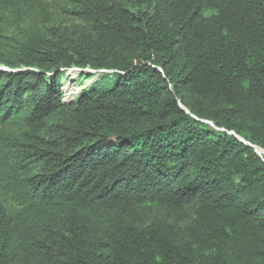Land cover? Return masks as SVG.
<instances>
[{"label":"trees","instance_id":"trees-1","mask_svg":"<svg viewBox=\"0 0 264 264\" xmlns=\"http://www.w3.org/2000/svg\"><path fill=\"white\" fill-rule=\"evenodd\" d=\"M0 67V264H264V0H0Z\"/></svg>","mask_w":264,"mask_h":264},{"label":"bare ground","instance_id":"bare-ground-1","mask_svg":"<svg viewBox=\"0 0 264 264\" xmlns=\"http://www.w3.org/2000/svg\"><path fill=\"white\" fill-rule=\"evenodd\" d=\"M2 68H3V71H6V72H9L10 71V69H8V68L1 67V69ZM86 70H89L88 72H90V73L98 74V72H94V71H92L90 69H86ZM80 72L87 73V71H82V70L80 71L78 68H74V69L68 71V74H69L68 76H70V77L71 76L73 77L75 75L78 76L80 74ZM68 80H69V78H68ZM82 89H83L82 86L71 85L70 83H66L65 86H64V88H63L64 98L65 99H71L72 97L77 96L82 91ZM256 150L261 153V151L259 149L256 148Z\"/></svg>","mask_w":264,"mask_h":264},{"label":"rangeland","instance_id":"rangeland-1","mask_svg":"<svg viewBox=\"0 0 264 264\" xmlns=\"http://www.w3.org/2000/svg\"><path fill=\"white\" fill-rule=\"evenodd\" d=\"M53 23H55L56 24V26L58 25V24H62V25H65L67 22H66V18L63 16V14H58V16H56V18L54 19V21L53 22H51V23H49L47 26H51ZM65 23V24H64ZM72 69H74V67H72V68H70V69H68L66 72H65V74H66V76H67V78H70V80H71V82H75V81H81V82H83L84 83V85H86L87 83H88V81L87 80H85V76L83 75H81V76H78L77 78H76V76L77 75H75V76H68L69 74H68V71L69 70H72ZM79 69V68H78ZM87 69V68H86ZM86 69H79L80 71L82 70V71H89V70H86ZM81 73V72H80ZM85 73V72H84ZM90 73V72H89ZM93 74V73H92Z\"/></svg>","mask_w":264,"mask_h":264},{"label":"water","instance_id":"water-1","mask_svg":"<svg viewBox=\"0 0 264 264\" xmlns=\"http://www.w3.org/2000/svg\"><path fill=\"white\" fill-rule=\"evenodd\" d=\"M0 70H2V71H3V68L1 69V67H0ZM256 152H257V153H260V152H258L257 150H256Z\"/></svg>","mask_w":264,"mask_h":264}]
</instances>
